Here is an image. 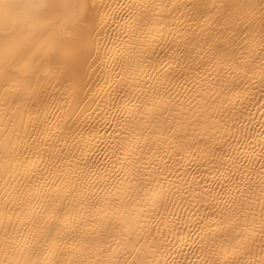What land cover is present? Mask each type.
Wrapping results in <instances>:
<instances>
[{"label": "bare ground", "instance_id": "obj_1", "mask_svg": "<svg viewBox=\"0 0 264 264\" xmlns=\"http://www.w3.org/2000/svg\"><path fill=\"white\" fill-rule=\"evenodd\" d=\"M86 5L56 56L0 19L37 41L0 67V264H264L262 0Z\"/></svg>", "mask_w": 264, "mask_h": 264}, {"label": "snow or ice", "instance_id": "obj_2", "mask_svg": "<svg viewBox=\"0 0 264 264\" xmlns=\"http://www.w3.org/2000/svg\"><path fill=\"white\" fill-rule=\"evenodd\" d=\"M5 9L15 11L12 19L23 25L22 33L38 36L41 40L52 37L46 41L52 56H56L65 44L72 42L74 27L82 23L86 11L91 10L86 0H0V19H4ZM86 19L89 23L95 22V17L90 14ZM36 42L18 38L0 43V67L8 69L7 74H11V68Z\"/></svg>", "mask_w": 264, "mask_h": 264}]
</instances>
